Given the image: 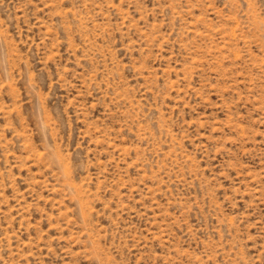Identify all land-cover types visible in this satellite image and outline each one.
<instances>
[{
	"label": "rangeland",
	"instance_id": "1",
	"mask_svg": "<svg viewBox=\"0 0 264 264\" xmlns=\"http://www.w3.org/2000/svg\"><path fill=\"white\" fill-rule=\"evenodd\" d=\"M0 264H264V0H0Z\"/></svg>",
	"mask_w": 264,
	"mask_h": 264
}]
</instances>
